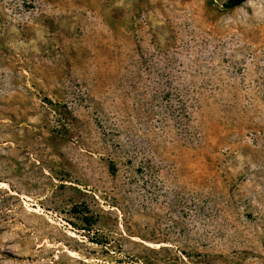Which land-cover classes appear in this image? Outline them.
Masks as SVG:
<instances>
[{
    "label": "rangeland",
    "instance_id": "1",
    "mask_svg": "<svg viewBox=\"0 0 264 264\" xmlns=\"http://www.w3.org/2000/svg\"><path fill=\"white\" fill-rule=\"evenodd\" d=\"M0 264H264V0H0Z\"/></svg>",
    "mask_w": 264,
    "mask_h": 264
},
{
    "label": "trees",
    "instance_id": "2",
    "mask_svg": "<svg viewBox=\"0 0 264 264\" xmlns=\"http://www.w3.org/2000/svg\"><path fill=\"white\" fill-rule=\"evenodd\" d=\"M247 0H228V6L230 7H235V6H239L242 3H244Z\"/></svg>",
    "mask_w": 264,
    "mask_h": 264
}]
</instances>
